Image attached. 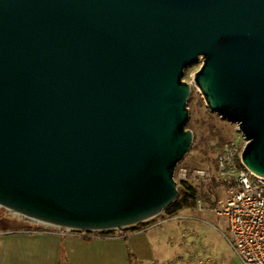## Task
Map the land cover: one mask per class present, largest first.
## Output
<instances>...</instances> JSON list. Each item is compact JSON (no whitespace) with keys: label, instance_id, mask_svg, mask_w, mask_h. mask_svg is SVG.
I'll return each instance as SVG.
<instances>
[{"label":"water","instance_id":"1","mask_svg":"<svg viewBox=\"0 0 264 264\" xmlns=\"http://www.w3.org/2000/svg\"><path fill=\"white\" fill-rule=\"evenodd\" d=\"M194 81L264 178V0H0V207L120 230L179 197Z\"/></svg>","mask_w":264,"mask_h":264},{"label":"crops","instance_id":"2","mask_svg":"<svg viewBox=\"0 0 264 264\" xmlns=\"http://www.w3.org/2000/svg\"><path fill=\"white\" fill-rule=\"evenodd\" d=\"M165 232L142 226L95 237L0 213V264H187Z\"/></svg>","mask_w":264,"mask_h":264},{"label":"rangeland","instance_id":"3","mask_svg":"<svg viewBox=\"0 0 264 264\" xmlns=\"http://www.w3.org/2000/svg\"><path fill=\"white\" fill-rule=\"evenodd\" d=\"M203 58L194 65L186 68L182 77L183 81L192 86V93L188 101L190 129L194 139L188 154L177 166L187 167L191 172L196 169H205L213 175L217 171V158L223 145L239 136L235 123L222 119L220 115L211 111L205 102L200 88L194 81L195 74L200 70ZM175 179L178 178L175 175ZM198 189L203 187L194 184ZM209 193L218 192L223 197L224 189L214 186V183L206 184ZM0 213L9 214L23 221L22 216L14 214L0 207ZM159 229L165 230L169 244H175L177 251L186 257L187 264H195L198 257H213L217 264H241L232 246L226 238L227 219L217 216L211 208L183 209L175 215L161 214V219H168ZM173 218V219H172Z\"/></svg>","mask_w":264,"mask_h":264},{"label":"built area","instance_id":"4","mask_svg":"<svg viewBox=\"0 0 264 264\" xmlns=\"http://www.w3.org/2000/svg\"><path fill=\"white\" fill-rule=\"evenodd\" d=\"M237 126V125H236ZM236 139L226 142L217 158V171L213 175L205 169L190 171L180 167L175 175L178 187L189 184H209L216 180L224 189L223 197L218 192L210 193L214 206L211 211L227 219L226 238L232 246L241 264H264V178L255 175L244 167L242 154L248 143L245 135L239 130ZM198 208H207L203 200L197 201ZM25 221L35 223L38 227L58 229L67 233L100 236L104 231H79L46 225L22 216ZM173 219V218H172ZM171 220L157 217L143 222L144 230L161 227ZM195 264H217L213 257H198Z\"/></svg>","mask_w":264,"mask_h":264},{"label":"trees","instance_id":"5","mask_svg":"<svg viewBox=\"0 0 264 264\" xmlns=\"http://www.w3.org/2000/svg\"><path fill=\"white\" fill-rule=\"evenodd\" d=\"M188 128H191L190 124H187ZM214 186H219V183L214 180ZM203 188L198 189L194 184L184 183V185L179 187V197L178 199L171 204L169 207L165 209L166 213H169L170 215H175L179 211L189 208V209H196L198 208L197 201L199 199L203 200L204 204L208 208H212L214 206V203L212 202L211 195L209 191L207 190L206 184H200ZM143 223L137 224L135 226L128 227L126 229H132L137 230L140 229L143 225ZM105 234H110L115 232V230L111 231H104Z\"/></svg>","mask_w":264,"mask_h":264}]
</instances>
